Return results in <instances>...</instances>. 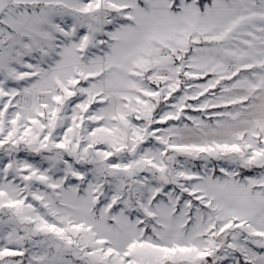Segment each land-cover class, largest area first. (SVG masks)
Masks as SVG:
<instances>
[{
	"label": "snow or ice",
	"instance_id": "6c2138e0",
	"mask_svg": "<svg viewBox=\"0 0 264 264\" xmlns=\"http://www.w3.org/2000/svg\"><path fill=\"white\" fill-rule=\"evenodd\" d=\"M0 264H264V0H0Z\"/></svg>",
	"mask_w": 264,
	"mask_h": 264
}]
</instances>
